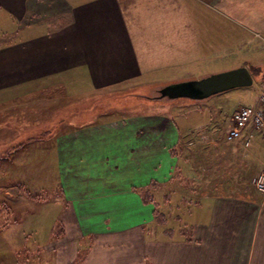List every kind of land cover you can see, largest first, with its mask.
<instances>
[{"label":"rangeland","instance_id":"rangeland-1","mask_svg":"<svg viewBox=\"0 0 264 264\" xmlns=\"http://www.w3.org/2000/svg\"><path fill=\"white\" fill-rule=\"evenodd\" d=\"M85 1L32 0L33 6L18 21L9 20L1 9L0 50L27 46L35 39L47 42L46 34L69 24L73 8ZM34 4H43L45 13L42 7L33 11ZM120 4L129 53L126 57L125 50H114V76L108 85L91 86L84 73L80 79L73 76V83L66 85L49 79L15 89L10 92L13 98L0 101V264H20L16 254L27 248V256H34L39 264H55L56 250L60 257L67 256L70 248L68 240L62 239L64 227H56L64 190L53 147L48 145L57 136L79 135L84 125L122 124L136 116L145 117L150 126L159 120L162 142L163 124L176 129L179 149L172 155L171 182L135 191L146 209V237L186 233V210L205 196L255 192L252 180L259 163L248 161L252 156L249 147L227 143L225 135L233 127L235 110L259 97V84L264 80V37L220 18L214 7L200 0H120ZM241 66L251 68V86L201 100L154 99L167 84ZM257 137L264 140L261 134ZM29 138L41 139L30 143ZM20 143L25 144L18 148ZM27 191L39 194L42 200L28 196ZM144 195L152 196L153 201L146 202ZM6 206L11 213L3 208ZM166 228L174 234H165ZM136 235L129 234L134 245ZM132 249L130 259L138 253L136 245Z\"/></svg>","mask_w":264,"mask_h":264},{"label":"crops","instance_id":"crops-1","mask_svg":"<svg viewBox=\"0 0 264 264\" xmlns=\"http://www.w3.org/2000/svg\"><path fill=\"white\" fill-rule=\"evenodd\" d=\"M31 1L0 0V13L4 9L9 20L18 21L33 6ZM200 2L214 7L220 18L264 37V0ZM38 5L33 11L42 7L45 13V6ZM71 15L69 24L46 34L47 42L35 39L27 46L0 50V101L13 98L15 89L49 79L70 84L73 76L80 79L84 73L91 86L108 85L114 76V50H125L126 57L129 53L120 0L78 2ZM144 119L84 125L79 135L57 136L48 145L65 197L56 225L62 223V239L70 248L65 258L56 250L55 264H264V194L257 191L205 196L186 210V235L145 236L146 209L135 191L152 182L169 183L179 141L176 129L163 124L162 142L161 121L150 126ZM257 135L248 161L261 168L264 140ZM131 231L137 234L138 253L130 259L135 246ZM81 251H86L84 257Z\"/></svg>","mask_w":264,"mask_h":264},{"label":"water","instance_id":"water-1","mask_svg":"<svg viewBox=\"0 0 264 264\" xmlns=\"http://www.w3.org/2000/svg\"><path fill=\"white\" fill-rule=\"evenodd\" d=\"M252 84L251 72L246 66H241L199 79L167 84L158 90L159 95L154 99L188 98L201 100L236 87L251 86Z\"/></svg>","mask_w":264,"mask_h":264},{"label":"built area","instance_id":"built-area-1","mask_svg":"<svg viewBox=\"0 0 264 264\" xmlns=\"http://www.w3.org/2000/svg\"><path fill=\"white\" fill-rule=\"evenodd\" d=\"M259 97L251 105L238 108L233 114V127L226 134L227 142H240L245 148L251 146L255 135L264 137V81L259 84ZM253 189L264 194V161L252 180Z\"/></svg>","mask_w":264,"mask_h":264},{"label":"trees","instance_id":"trees-1","mask_svg":"<svg viewBox=\"0 0 264 264\" xmlns=\"http://www.w3.org/2000/svg\"><path fill=\"white\" fill-rule=\"evenodd\" d=\"M249 69H251V68H249ZM251 71V70H250ZM57 133V132H56ZM39 139H41V138H29L28 139V141L30 140V142L31 141H35V140H39ZM21 144V143H20ZM25 144V143H24ZM24 144H21L18 148H20L21 146H23ZM179 149V145L177 146V148H175L174 150H173V154H175V153H178L177 152V150ZM172 180V179H171ZM171 181H169V183H170ZM159 184H157L156 182H152L151 184H150V187L151 188H154V187H156V186H158ZM149 187V188H150ZM146 189L145 191H144V193L146 194V193H148L149 192V190L150 189ZM27 193V195L28 196H30V197H33V198H37V199H41L42 200V197H40V195L39 194H32L30 191H27L26 192ZM46 197V196H45ZM46 198H44V200H45ZM144 200L146 201V202H148V201H153V199H152V196L151 197H148V196H145L144 195ZM154 203H156L155 201H154ZM157 204V203H156ZM5 210H7L8 211V213H11L10 212V208L8 207V206H6V207H3ZM4 213H6V212H4ZM1 216H2V212L0 211V220H1ZM7 221V220H6ZM158 223H161V220H159L158 219ZM56 227H58V229H59V227H62V223L61 222H58V224L56 225ZM182 231V230H181ZM165 234H174V232L171 230V229H169V228H166L164 231H163ZM183 232V231H182ZM53 234L55 235V237L56 236H58V230H56L55 232L53 231ZM184 235H186L187 234V231H186V233H183ZM169 237V236H168ZM26 248V247H25ZM30 250V249H29ZM29 250H28V248L27 249H25V252H18L17 254H16V256L18 257V262L20 263V264H39V260L37 259V258H35L34 256L33 257H31V258H29L28 256H27V253L29 252ZM35 253V252H34ZM40 264H41V261H40Z\"/></svg>","mask_w":264,"mask_h":264}]
</instances>
